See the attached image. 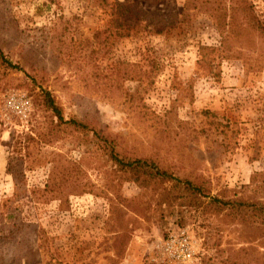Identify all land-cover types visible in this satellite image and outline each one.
I'll use <instances>...</instances> for the list:
<instances>
[{
	"label": "rangeland",
	"instance_id": "rangeland-1",
	"mask_svg": "<svg viewBox=\"0 0 264 264\" xmlns=\"http://www.w3.org/2000/svg\"><path fill=\"white\" fill-rule=\"evenodd\" d=\"M242 1L0 0V51L15 65L0 58V264H179L161 249L177 230L192 236L190 264L216 243L262 250L231 219L184 205L177 180H136L111 158L264 201V38ZM247 1L264 20V0ZM43 90L86 128L28 141L56 121ZM56 164L78 185L62 197L45 189Z\"/></svg>",
	"mask_w": 264,
	"mask_h": 264
},
{
	"label": "trees",
	"instance_id": "trees-1",
	"mask_svg": "<svg viewBox=\"0 0 264 264\" xmlns=\"http://www.w3.org/2000/svg\"><path fill=\"white\" fill-rule=\"evenodd\" d=\"M243 10L246 12V26L253 30L257 31L264 38V20L260 21L255 18L252 12V6L247 0L242 1ZM219 27H222L219 25ZM0 58L2 61L8 66H14L10 61H6L3 54L0 51ZM40 97L42 98L43 107L49 110L55 122H52V127L50 131H48L47 138L44 134L38 133L35 134L37 137H32L27 135V140L38 141H52L53 136L57 134V127L61 124H67L71 127H74L77 130H83L86 128V124L82 121H78L76 119L65 120L61 108L55 102L53 96L48 90H43ZM25 141V140H24ZM20 141L17 145L20 148H24L25 142ZM24 142V143H23ZM111 158L114 159L117 163L120 164L122 168L126 171L133 172L135 174V179L139 180L142 175L148 176L150 180L156 181L158 180L160 183L177 180L185 191H189L191 195V200L185 201L183 204L188 206L201 207L202 212H212L214 215H221L224 218L231 219L234 223L241 226L243 230H245L248 237L259 238L261 240L260 244L262 250H257L255 253L253 252V248L250 246L247 247H239L237 249L228 247L221 248L219 244L216 243V249L212 256L207 258L203 264H264V201L255 198H246V197H225L214 195L211 196L209 194L208 188L205 186L204 181H195L192 182L188 179L180 180L177 177H174L171 173L163 168H160L153 159L148 158H135L123 160L116 154H112ZM66 165H54L52 170L49 173L48 181L45 184V189L49 188V191L55 192L60 197L63 196V192L69 193L70 191H74L78 185L74 184L76 179H72L73 176L66 172L64 173L59 180L60 172L67 171ZM64 169V170H63ZM123 169V170H124ZM58 179L59 181L50 184L51 180ZM144 182H148V179L143 178ZM67 189V190H66ZM164 192L168 195V192L164 190ZM163 196V195H162ZM61 199V198H59ZM164 200H168V197H164ZM181 202L179 205H183Z\"/></svg>",
	"mask_w": 264,
	"mask_h": 264
},
{
	"label": "built area",
	"instance_id": "built-area-1",
	"mask_svg": "<svg viewBox=\"0 0 264 264\" xmlns=\"http://www.w3.org/2000/svg\"><path fill=\"white\" fill-rule=\"evenodd\" d=\"M20 112L26 114L24 110ZM161 249L165 258L175 263L190 264L196 258L192 236L185 230L169 232L162 240Z\"/></svg>",
	"mask_w": 264,
	"mask_h": 264
}]
</instances>
